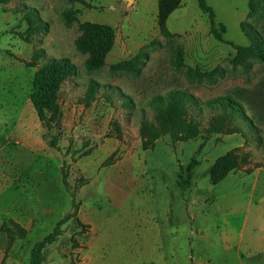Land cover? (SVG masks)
Returning <instances> with one entry per match:
<instances>
[{
  "label": "rangeland",
  "instance_id": "374dc122",
  "mask_svg": "<svg viewBox=\"0 0 264 264\" xmlns=\"http://www.w3.org/2000/svg\"><path fill=\"white\" fill-rule=\"evenodd\" d=\"M247 1L206 0L225 30L219 40L197 0L165 15L160 0H0L3 264H27L72 200L41 264H264V62L236 60L232 45L250 43L243 22L264 33V10L249 17ZM83 21L114 30L98 68L74 44ZM62 56L75 73L56 91L48 130L29 95L35 71ZM122 60L133 69L111 67ZM170 90L194 98L191 138L174 140L150 104ZM219 96L241 108L208 105ZM217 160L225 171L213 183ZM228 237L241 242L227 248Z\"/></svg>",
  "mask_w": 264,
  "mask_h": 264
},
{
  "label": "trees",
  "instance_id": "16d2710c",
  "mask_svg": "<svg viewBox=\"0 0 264 264\" xmlns=\"http://www.w3.org/2000/svg\"><path fill=\"white\" fill-rule=\"evenodd\" d=\"M181 3V0H160L161 13L167 14V11L173 9ZM197 4L202 13H205L209 22V32L219 40H222V34L225 31L224 27H216L214 24V11L206 0H197ZM248 16H254L259 11L264 10V0H248ZM64 14V13H63ZM65 18L71 19V12L65 13ZM80 35L75 38L74 44L77 49L87 52L88 56L85 60V66L88 69L98 68L104 61L106 54L111 49L114 40V30L107 24L92 23L83 21L79 23ZM242 29L245 35L249 38L248 45L233 44L236 49L235 59L243 62L247 57H254L264 62V33L252 27L249 23L243 22ZM264 30V23L262 26ZM178 62L181 60V55L178 53ZM112 68L133 69V65L129 60L119 61L111 66ZM75 73V65L67 57L49 58L39 67L33 76L32 90L29 95L30 102L37 114V117L42 121L46 129H51V120L57 110L56 91L60 83L68 76ZM94 84L90 83L89 91L92 97ZM194 99L189 93L180 90H170L165 95H156L152 97L150 104L156 111V116L160 124H162L169 132L174 140H185L195 135V132L186 129L184 117L187 111L188 99ZM208 105L218 103L225 109L231 108V111L238 110L241 105L229 96H219L207 100ZM57 138L52 136L50 143L56 144ZM197 164L195 158H191L185 172L178 175L176 184L181 188H187L191 183L192 169ZM222 162L217 160L211 166V180L213 183L220 181L222 178L223 169ZM62 180L66 184L65 176L62 175ZM74 207L73 212L64 214L58 219L52 229L40 240L34 243L30 252V258L27 264H41L43 248L53 243L61 231V225L76 211V204L72 200ZM20 229L17 223H13Z\"/></svg>",
  "mask_w": 264,
  "mask_h": 264
},
{
  "label": "crops",
  "instance_id": "0c3cea01",
  "mask_svg": "<svg viewBox=\"0 0 264 264\" xmlns=\"http://www.w3.org/2000/svg\"><path fill=\"white\" fill-rule=\"evenodd\" d=\"M0 220H1V213H0ZM1 221H0V224H1ZM229 240H231L232 244H235V243L239 244L241 242V238L234 239L232 237H228V238H226V240H224L225 247H227V248L229 247V245H228L230 242ZM262 246L264 249V241L262 242ZM4 258H5V238H4V235L0 232V264H3ZM200 262H201V264H214L213 262L209 261L208 259H206L205 263H203L202 261H200Z\"/></svg>",
  "mask_w": 264,
  "mask_h": 264
}]
</instances>
